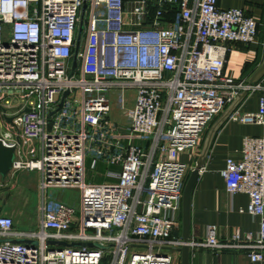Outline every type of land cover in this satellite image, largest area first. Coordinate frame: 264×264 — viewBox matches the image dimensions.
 I'll return each instance as SVG.
<instances>
[{
	"label": "built area",
	"instance_id": "2783aa9c",
	"mask_svg": "<svg viewBox=\"0 0 264 264\" xmlns=\"http://www.w3.org/2000/svg\"><path fill=\"white\" fill-rule=\"evenodd\" d=\"M255 35L251 17L217 0H0V105L15 130L0 141L13 147L10 170L39 172L41 195L34 230L15 231L0 215V264H177L182 245L262 260V137H242L219 172L226 195L246 196L257 229L221 240L212 224L197 241L173 234L189 169L178 154L197 150L203 129L239 92L264 93L260 83L222 74L231 44ZM263 117L262 94L256 112L230 115ZM86 159L90 170L104 165L103 181H85ZM65 189L73 201L57 193Z\"/></svg>",
	"mask_w": 264,
	"mask_h": 264
},
{
	"label": "crops",
	"instance_id": "0c3cea01",
	"mask_svg": "<svg viewBox=\"0 0 264 264\" xmlns=\"http://www.w3.org/2000/svg\"><path fill=\"white\" fill-rule=\"evenodd\" d=\"M217 5L223 9L231 7L241 8L244 14L251 17L256 23L254 42L246 45L242 43L231 44L225 55L222 68L223 75L235 81L243 80L248 82L251 74L262 62L264 55V0H217ZM252 83L264 85V72L257 81ZM261 94L264 97V93L260 91L250 94L246 93L245 97L240 99L235 105L231 113L256 112L258 97ZM227 105L203 129L197 150L178 154L177 159L189 166L184 182L193 168L208 129L222 114ZM230 115L215 128L203 164L189 191L187 238L189 241L200 240L203 237L206 225L209 224L215 226V235L220 240L227 238L234 229L239 232H254L257 229L256 220L244 211L247 203L246 196L243 193H236L231 197L226 195L219 172L227 156L236 157L238 155L242 137L253 136L264 139V117L261 124H256L234 121L230 118ZM39 179L38 171L27 168L10 170L3 180L0 178V192L3 187L8 189L13 186L35 190L36 192V194L34 193V197L37 200L35 213L30 217L28 213L22 211L20 226L14 223L15 215L13 210L0 204V215L12 217L13 230L15 231H31L38 227L41 197L38 190ZM101 179L103 181V176H101ZM238 208L243 209V211H237ZM173 234L181 237L180 207L177 213V227L173 230ZM176 263L179 264V251ZM187 264H264V256L260 261L250 262L246 253L241 249H226L214 252L204 247L189 246Z\"/></svg>",
	"mask_w": 264,
	"mask_h": 264
},
{
	"label": "water",
	"instance_id": "95a60500",
	"mask_svg": "<svg viewBox=\"0 0 264 264\" xmlns=\"http://www.w3.org/2000/svg\"><path fill=\"white\" fill-rule=\"evenodd\" d=\"M85 3L82 4L81 9H84ZM81 31V25H79L78 31H77V38ZM76 61L73 56L71 60V66H70V72L68 74V77L70 76L71 72L73 71L75 67ZM264 72V55L262 62L257 67V69L251 74V76L248 79V83H252L258 80V78L262 75ZM67 91H63L59 97V100L55 106V110L58 109L61 105V101L63 97L66 95ZM246 95L245 91L239 92L227 105V107L224 109L222 114L216 119V121L211 125V127L208 129L205 138L202 142L200 151L195 159L193 168L190 170L183 188L181 192V198H180V225H181V239L183 241H186L188 238V208H189V191L191 189V186L197 177L198 171L200 167L203 164V160L205 158V154L207 152V148L211 139V136L217 127V125L223 121L227 116L230 115V113L233 111L235 105L239 102L240 99L244 98ZM6 120L9 122L10 117H6ZM14 158V151L12 146H6L0 141V178L3 180L6 176V174L9 172L11 163ZM10 242H27V243H33L31 240L26 239H8ZM49 243H55L58 245H72V246H79V245H88V246H94L93 243H66L64 241H49ZM179 251V264H187L188 259V246L182 245L178 248Z\"/></svg>",
	"mask_w": 264,
	"mask_h": 264
},
{
	"label": "rangeland",
	"instance_id": "374dc122",
	"mask_svg": "<svg viewBox=\"0 0 264 264\" xmlns=\"http://www.w3.org/2000/svg\"><path fill=\"white\" fill-rule=\"evenodd\" d=\"M114 96L115 95L113 94V99ZM0 106V135H2L4 132H9L11 136H13L15 130L9 125V122L6 120V117H9L8 115L10 111H8V109L3 110V106ZM112 117L115 120H121L120 113L118 112V109L116 107H113ZM84 168L86 182H97L102 180L101 176L104 171V165L102 163H98L94 169L90 170L88 167V159H86L84 162ZM2 189L3 190L0 192V204L4 207H10L13 210L15 215V219H13L14 223L20 226L22 222V211L24 213H28L30 217L35 213L37 200L36 197H34V193L36 194V192L35 190L18 188L16 186L8 189L3 187ZM57 193L62 195L64 199L70 198L72 199V201L76 196V193L69 189L58 190ZM106 264H108V257Z\"/></svg>",
	"mask_w": 264,
	"mask_h": 264
},
{
	"label": "trees",
	"instance_id": "16d2710c",
	"mask_svg": "<svg viewBox=\"0 0 264 264\" xmlns=\"http://www.w3.org/2000/svg\"><path fill=\"white\" fill-rule=\"evenodd\" d=\"M107 262V257H102L99 264H106Z\"/></svg>",
	"mask_w": 264,
	"mask_h": 264
}]
</instances>
